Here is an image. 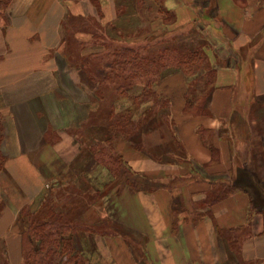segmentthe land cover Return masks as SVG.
Masks as SVG:
<instances>
[{
  "label": "crops",
  "instance_id": "1",
  "mask_svg": "<svg viewBox=\"0 0 264 264\" xmlns=\"http://www.w3.org/2000/svg\"><path fill=\"white\" fill-rule=\"evenodd\" d=\"M143 22L161 32L143 36ZM70 25L93 30L72 36ZM99 26L106 37L136 46L173 37L199 43L214 70L210 84L204 74L186 78L176 70L152 84L155 110L166 106L167 117H154L161 125L151 132L150 146L142 127L126 135L109 126L110 114L125 115L144 83H125L124 93L115 92L117 83L100 84L90 70L64 60L68 37L87 41L82 58L105 53L89 42ZM100 89L101 98L93 96ZM186 98L206 99L207 114L186 113ZM262 99L264 0H144V6L136 0H9L0 17V135L2 172L17 192L3 212L11 220L0 222V237L10 264H22L21 254L11 255L15 234L20 251V232L11 225L26 203L52 204V186L61 214L76 223L82 217L94 229L82 231L86 264H264V211L253 210L241 188L251 185L248 175L264 191V136L251 126ZM138 116L135 111L129 121ZM111 137L125 166L118 176L90 150ZM216 181L235 188L211 202ZM81 183L83 192L73 190Z\"/></svg>",
  "mask_w": 264,
  "mask_h": 264
},
{
  "label": "trees",
  "instance_id": "2",
  "mask_svg": "<svg viewBox=\"0 0 264 264\" xmlns=\"http://www.w3.org/2000/svg\"><path fill=\"white\" fill-rule=\"evenodd\" d=\"M136 2H140L141 5L144 6V0H136ZM8 3L9 0H0V17L4 13ZM161 10L166 13V20H172V14L163 8H161ZM70 28L71 30H69L72 31V36L76 33L77 29L80 31L82 30V32L84 31L89 35L93 30L86 26L73 27L70 25ZM66 33L68 32L66 31ZM101 34L105 37L103 31ZM98 38L99 36L95 33L93 41L91 39L90 43L98 42V44L105 46L106 41H98ZM161 41L165 44L161 45L157 54L154 56H149L142 52L144 47L149 43H146L143 46H136L129 43H117L120 47L114 50L113 53L109 54L107 52L104 53L105 55H95L86 58V62L80 64L81 66H78V68L87 70L88 68L84 66H86L85 64L88 60L98 61L100 59H107V65L103 68V75L100 76V79L98 76L97 79L100 80L101 83H117L115 92L118 91L121 93L125 92L122 88L125 86V83L129 84L141 80L145 86L142 96L138 99H146V92L151 90L152 84L161 81L163 77L162 74L167 69L179 71L186 78H193L197 77L198 74H204L206 77V84H210L209 82H211L214 77V70L210 67L207 61L203 45L199 43L190 45L181 41L178 42L177 37H173L172 41H166L164 39ZM161 41H157V43H161ZM66 43L71 44L74 43V41H71L68 37L66 38ZM120 83L124 84L120 85ZM102 92V89L97 91V95L100 98ZM205 102L206 99L201 100L200 98H197L194 104L193 99L186 98L184 111L196 116H203L207 114ZM130 112L131 110L126 113L127 115L119 116H114L113 113L110 114L109 126L114 133H120L119 131H122L123 134H129V132L126 131V128L130 124ZM0 131H2L1 127ZM113 141L114 138L111 137L106 139L105 142L95 143L90 150L96 163L109 169L112 175L118 176L122 173V170H125V166L123 165L122 158L114 150ZM211 151L213 152V150ZM4 161L5 156L0 152V172L3 170ZM246 177L251 185L241 188L247 193L249 192L251 208L256 212L264 211V191L262 186H256L254 182L248 178V175ZM212 184L216 187H214L213 195L210 197L211 200L209 199L211 202L226 197L235 188V186H231L225 181H216L212 182ZM26 211L25 207L20 210V216H22L23 220L26 215L28 219L30 218V214ZM37 212L43 220H24L27 224L20 232L22 264H85L86 261L84 263V259H81L73 247V237L77 231H94L92 226L89 227L83 223H76L73 218L63 216L61 212L57 213L49 208V204L46 202ZM0 264H10L6 242L1 237Z\"/></svg>",
  "mask_w": 264,
  "mask_h": 264
},
{
  "label": "rangeland",
  "instance_id": "3",
  "mask_svg": "<svg viewBox=\"0 0 264 264\" xmlns=\"http://www.w3.org/2000/svg\"><path fill=\"white\" fill-rule=\"evenodd\" d=\"M144 11H145V9H144ZM154 18L156 19V15L154 16V14H153V19H152L153 22H154ZM143 23H144V26L142 28L143 36H145V35L149 36L150 34H153V37H154V33L155 32H161L162 28L160 26L154 28V23H153L152 26L149 23H147V22L146 23L143 22ZM159 23L160 22H158V24ZM162 23L166 24L168 22L163 20ZM102 29H103L102 26H99V27L96 28L97 35L99 36L98 41H100V40H105L106 41L105 42L106 45L103 46V45L100 44V47H102L103 50H105V47H106V51H104V52L105 53L108 52L109 54H111V53H113L114 50H116L118 47H120L117 43H124V42L122 41V39H120L119 41L116 42L112 38H108L106 36L104 37L101 34ZM78 33H79L80 37H85L84 33L82 31H79ZM70 34L71 33H69V35ZM69 39L71 41H73L70 37H69ZM177 39H178V42H179L180 38H177ZM86 42H84V43L82 42L81 44H79L80 42H77V44H79V45H77L75 43H71V44L70 43L69 44L65 43L66 47L64 49V60H65L66 64H68L70 67H78V66L80 67L81 66L80 64H84L86 62L85 61L86 58H82L79 55V50L81 48L80 46L83 45V44H86ZM97 44H98V42H97ZM164 44L165 43H163V41H161V43H157V42L154 43V40H153L152 43H149L147 46L144 47L142 52H144V54H146V55L154 56V55L157 54V52H158L159 48L161 47V45H164ZM99 55H105V54L102 53V54H99ZM106 55H108V54H106ZM106 60L107 59H105V60L100 59L98 61H96V60L95 61L88 60L87 63L85 64L86 66H84V67H87L88 70L91 71V74L93 76L94 75L96 77L99 76V79H100L101 78L100 76L103 75V71H104L103 68L107 65V61ZM167 70H171V69H167ZM167 70H165V72ZM164 73L162 74V76H164ZM81 77H82V80L84 82H88L89 83V81L87 80L86 76L82 75ZM95 80L100 82V80H98L96 78H95ZM100 84H103V83L100 82ZM150 91H151V93H150ZM150 91L146 92V99H143V98L142 99H137L136 106L134 105V103L136 101L135 100L132 103V105H130V107L126 111H124L125 113H123V114H126L127 112H129L131 110V112L129 114V115H131L135 111H137V114L139 115L138 117H141V120H134V121L130 122V124L126 128V131H128L130 133L132 130L133 131H134V129L139 130L141 127H142V129H145V135L146 136H144L145 137L144 141L146 142V144L148 146H150L149 141L151 139V137H150L151 132L153 131V133H154L155 130L158 131L159 126L161 125V123H157V122L154 123V117H167V114H166L167 113V108H166V106L160 104L159 110L158 111L155 110V107H154V93H153L154 91H152V90H150ZM95 94H97L96 91L93 92V96ZM108 97L109 98H108L107 101L112 100V102H113L115 100L114 97L109 94V92H108ZM109 103L110 102H108V104ZM140 105H141V107H140ZM107 107H108V105L106 103V105L103 106L102 108L107 110ZM254 111H255L254 112V117H251V119H252L251 126H252V129H253L252 131H253V133L255 135H263L264 136V99L259 101V103H256V105L254 106ZM117 115L118 114L114 113V116H117ZM119 115H122V114H119ZM151 119H153V120L151 121ZM108 123H109V121H108ZM0 127H1V124H0ZM1 129H2V127H1ZM131 133H133V132H131ZM0 134H3L2 131H0ZM2 136L3 135H0V138H2ZM257 137H259V136H257ZM262 141H263V144H264V138L262 139ZM1 142H2V139H0V152H1V154L3 156H5V154L3 153L2 149H1ZM84 188H85V185L83 183H81L79 186L78 185L74 186L73 190H79V191L81 190L83 192ZM51 189H50L51 192L48 191L47 193H51L49 198L53 199L54 202H52V204H49V208H51L52 210L56 211L57 213L61 212L62 205H61L60 193L56 194V200H57V202H56V200L54 198L55 197V195H54V191H55L54 190V186H52ZM14 191L17 192L16 190H14L13 185L10 184V182H8V180L6 179L4 173L1 171L0 172V214H1L0 215V222L4 220L3 212H4L5 208H6V206L8 205L9 200L12 197H14V195H15ZM106 192H109V191H106ZM97 196H98V194H95V197L93 196V198H96ZM81 197H85V196H81ZM47 198L48 197H46L45 199H47ZM85 201L86 202H84V204L81 205V208H84L82 206H86L88 204L87 203V199H85ZM44 204H45V201H43L42 203H38V201L32 202L31 204L30 203H28V204L26 203L25 206H23V207H25V209L27 210L26 212L30 214V218L28 219V217H26L27 215L26 216L23 215L24 216V220L32 221V220L37 219L38 221H42L43 218L40 217V214L37 211H39L40 207H42ZM67 208H69V207L67 206ZM76 219L80 223H84V219L82 217H77ZM24 220L22 219V216H20V213H19L17 215L15 221L13 222L14 225H11L12 229H14L15 231L21 232L24 229V226L27 224L26 221H24ZM100 228H103V226L100 225ZM86 242H87L86 234L83 233L82 231H79L73 237V247H74L75 251H77V253L81 257V259L82 260L84 259V263L86 261V252H87V246H88V244H86ZM131 252L136 258H139L141 256L140 255L141 253L138 250L137 251L132 250ZM116 253H117V251H116ZM20 254H21V251H19V255Z\"/></svg>",
  "mask_w": 264,
  "mask_h": 264
},
{
  "label": "bare ground",
  "instance_id": "4",
  "mask_svg": "<svg viewBox=\"0 0 264 264\" xmlns=\"http://www.w3.org/2000/svg\"><path fill=\"white\" fill-rule=\"evenodd\" d=\"M11 220V217L10 216H5L3 222H10ZM18 235H14V239L11 240V243H10V246H11V255L12 257L15 259V254L19 256V243H18V240L19 238H17ZM17 256V257H18Z\"/></svg>",
  "mask_w": 264,
  "mask_h": 264
}]
</instances>
